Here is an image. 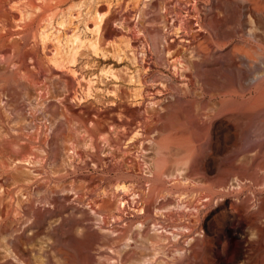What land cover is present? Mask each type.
Returning a JSON list of instances; mask_svg holds the SVG:
<instances>
[{"label": "rangeland", "instance_id": "obj_1", "mask_svg": "<svg viewBox=\"0 0 264 264\" xmlns=\"http://www.w3.org/2000/svg\"><path fill=\"white\" fill-rule=\"evenodd\" d=\"M5 6L0 18L4 33L22 34L10 42L7 56L0 55V70L8 59L12 65L6 74L21 65L41 77L40 86L18 87L19 96L10 100L5 95L0 102V221L8 228L0 236L6 242L16 240L6 249L30 264H79L90 246L78 242L97 231L108 240L107 246L92 251L97 263L120 264L115 252H129L138 243L109 241L128 222H136L130 232L144 230L141 217L151 213L154 221L147 227L171 236L187 230L169 228L165 214L193 212L202 235H215L218 245L225 243L223 261L228 260L238 247L235 223L230 215L223 223L221 215L231 213L232 204L247 203L246 214L253 216L264 209V170L258 167L264 165V121L227 111L250 102L256 84L264 86V0H5ZM183 21L189 30L182 28ZM6 46L1 42L0 50ZM197 47L207 59L200 73L194 68L184 73H191L189 83L178 62L199 61ZM170 85L183 91L176 94ZM177 96L185 108L172 114L169 106ZM192 117L212 122L209 142L201 140L200 130L183 127ZM161 138L173 145L176 158L183 157L181 149L199 144L201 157L211 158L190 169L186 188L166 197L172 204L148 209V166ZM245 164L262 180L259 186L232 177L224 189L218 188V176L227 175L232 165ZM204 190L223 195L210 203L209 198L195 201ZM27 192L38 193L34 209L45 214L17 223ZM122 193L126 200H120ZM93 200L99 202L92 208ZM103 214L112 218L104 223ZM260 217L264 227V212ZM187 222L185 217L180 223ZM240 226L243 246L251 248L255 230ZM177 243L179 235L172 244L164 241L163 252L172 257L169 252ZM125 244L130 246L123 248ZM106 255L114 258L106 260ZM248 255L236 264L255 258ZM260 256L264 259V239Z\"/></svg>", "mask_w": 264, "mask_h": 264}, {"label": "bare ground", "instance_id": "obj_2", "mask_svg": "<svg viewBox=\"0 0 264 264\" xmlns=\"http://www.w3.org/2000/svg\"><path fill=\"white\" fill-rule=\"evenodd\" d=\"M30 1L33 2L34 0H30ZM5 7H6L5 0H0V18H1V15L4 14L3 11ZM189 25L190 24L186 21H183L181 23L182 28H184L185 30H189ZM29 27L26 26V28H28L26 29L27 33L30 32ZM21 29L22 31H25V28L23 30V26ZM4 31H5V25L0 20V43L7 42V46L5 48L3 47L4 49L2 51L0 50V55L3 57L8 55L9 50L11 49V46H12L10 45L11 44L10 42H13L14 40L13 38L14 37L17 38V36L22 34L21 32L11 33L12 31L11 32L6 31L7 33L6 32L4 33ZM132 34L134 35L135 31H133ZM27 37L28 36L23 37V38H27ZM192 40L196 41L197 36H193ZM194 56L197 57V59L199 58L200 60L191 61V62L186 60L184 64L181 62H178L179 67H181L178 69V71L183 72L182 76H184L185 78H188L189 83L192 82L191 73H188V74H184V73L187 70L191 71L192 68H194L195 70H197V72L200 73L199 68L201 67V62H204L207 59L205 58L207 56V53L204 52V49L197 47L194 52ZM11 61L7 59V61H5L6 63L4 64L5 68L3 67L4 69L2 68V70H0V86L6 85V88H3L2 90H0V102L3 101V97L5 95L8 96L10 100H14L16 96H19V92H17L18 87H21V86H23L24 88L32 87V86L39 85L40 83L41 77L39 75L34 76V75L27 73L28 71L26 72V68L24 67L25 68L24 69L21 65L17 67L15 70L13 71L11 70L12 72L10 74H6L5 70H7L9 65H12ZM37 62H35L34 64L38 65ZM24 70L26 73H24L23 75L22 72H24ZM261 85L262 83L256 84L257 87H256L255 97L250 102L240 103L238 104V107L236 108L234 107L233 109L228 108L227 111L228 112L235 111L237 114L240 113L243 116H246L249 118L258 117L260 120L262 119L264 121V86L263 85L261 86ZM170 90L176 92V94H180L183 91L180 88L175 87V85H170ZM182 103H183V100L179 96L175 97L174 102L171 103L169 106V110L171 111V113L180 114V112H182L183 109L185 108V107H182L183 105ZM186 103L189 104V101H186ZM129 113L134 117V119H138V120L140 119L139 118L140 115L138 116V112L130 111ZM236 113H233V114H236ZM203 116L204 115H201V117ZM215 116H209V117L214 118ZM192 118L193 119L189 122L185 120L183 127H185L186 129V126H189V129L190 127H194L195 129L200 130L199 132H201L202 134L201 140H204V138H207L209 142V139L212 136V126H213L212 122L207 123L205 121H202L201 119L200 120L197 119L196 117L195 118L192 117ZM186 130H188V128ZM163 140L162 138L161 140L160 139L156 140V143H155L156 144V153H155L156 155H154L155 157H154V160L152 161V164L148 166V170L152 176L150 179V182H151L150 183L151 184L150 185L151 186L150 187V198H149V201L147 202L148 209L156 208L157 210H161L165 207L167 208L170 204H172L173 200L166 199V197L171 196L174 192L176 193V191L178 190H182L186 188L187 185L185 186V184L189 180L188 172L190 171V169L195 168L197 162L201 160L205 161L206 158L208 157L211 158L210 155L204 156L203 158L201 157L202 156L201 148L203 146L202 144L201 145L199 144V147L195 149L192 148V146L186 147L183 150L181 149L180 153L184 154L183 157L176 158L178 155L171 153L172 151H174L173 150L174 148L172 147L173 145L171 146L170 144H168V141H166L167 143H165ZM171 142L173 143L174 140L173 141L171 140ZM198 143H200V140L198 141ZM175 145H176V142H175ZM176 146H179V144ZM250 167L251 166H247L246 164L242 165L241 167H235L234 165H232V170H230L227 173V175L222 174L221 177L218 176V182H220V184L218 185V188L224 189L228 185V182L230 181L232 177L240 181L249 180L252 182L253 187L259 186L262 183V180L250 173L251 172ZM258 167L264 170V165L262 166L259 165ZM122 190L125 191L124 189ZM27 193H26L27 194L26 199L22 201V205L20 206V209H21L20 214L22 215V217H17L16 219L17 223H23L24 222L23 218L25 217L33 216L36 219H40L45 214L39 210L34 209V203L37 201L36 196L38 195V193H32V192L31 193L27 192ZM121 195L122 197L120 200H126L125 197L123 196V193ZM218 195H223V194L219 192L212 193L210 191L204 190V193L202 195H199L195 201H200L203 198H209V203H210ZM160 198L166 199L165 202H162L158 204L157 206L154 205L157 199H160ZM98 202H99L98 200H93L90 203L91 207L93 208L95 205H98ZM188 202L189 201H186L185 203L188 204ZM232 206L233 207L231 209V213H228V214L224 213L221 215V221L225 223L228 220L227 216L228 215L231 216L232 220L235 223V228L233 229V236L237 238L238 247L235 252L230 253L229 258L226 261H223V255L225 254V251H226L225 243L218 245L217 243L218 238L215 235H207L206 233H203L202 235V229L197 227L196 224L198 222L194 221V219H198V214H195L193 212H188L187 214L168 212L167 214H165V218L169 222V225H168L169 228L170 227L171 228L172 227H183L185 230H187V233L172 232L171 236H166L163 234H160V235L155 234L157 233L156 232L158 230L157 228L154 227V228L149 229L147 227L148 222L154 221L153 218L151 217V213H144V216L141 217V224L146 226L144 230H141V228L140 229L136 228L135 232L131 231L133 232V235H131L130 230L135 225L136 222H133V221L128 222L127 227H123L121 230H119L120 231L119 235L115 239L109 241V243L112 242L113 244L117 245L122 242L124 243V241L126 240L127 241L132 240V242H134V245L138 243V245L133 246L134 248L130 250L129 252H126V251L124 252V249L115 252V254H117L115 259L120 264H140V263L142 264L143 263H146V264L147 263L149 264L150 263L151 264H236L238 263V261L244 259L249 254V252H251L252 255L255 256V258L250 259L246 264H264V259L260 256L261 243L264 239V227H262L260 224V221H261L260 215L261 213L264 212V209H262L261 207V209H259L256 212L257 214L253 216V214L252 215L246 214L248 213L247 203H242L241 205L232 204ZM185 207L186 206H184V208ZM96 213L99 214L98 212ZM84 214L85 216L87 215V213H84ZM103 216H104L103 218L104 223L107 221L106 218H112L108 214H105V215L103 214ZM185 217L188 219L187 224H181L180 222ZM241 223H245L246 228L248 230L250 229L255 230L256 240L252 243L251 248L246 249L243 246L245 232L243 228L240 226ZM6 227L7 226L4 224V222L0 221V235H3V233L7 232L8 228ZM150 233H152V235ZM194 234H197V235L201 234L202 237H193L191 241H188V239ZM178 235L181 237V243H177L172 246L174 248V249L172 248L174 251L169 252L170 254H173V256L171 255L172 257H170L168 256L167 252L166 254L164 253L165 251L163 252V249L165 248V246L161 243H164V241H166L168 242V244H172V241L176 240V236ZM223 236H225V233H223ZM15 242L16 240L13 242H6L0 236V260L9 259L7 262L1 263V264H30V262L22 260L20 256L14 254L10 250V248L6 249V246L8 244L13 245ZM78 244H80V246H84V244L90 246V250L87 252H83V254L81 255L79 264H106V262L97 263L99 259H96V256L92 253V251L95 250L96 246L97 247L107 246L108 240L105 238L104 235L98 233L97 231L88 232L84 243L79 241ZM181 244H187V247L184 249V246L182 247ZM129 246L130 244H125L123 248L129 247ZM148 249H151L150 254H146L145 252ZM218 249H220L221 251L218 252ZM182 250L184 252L179 254L178 252ZM160 255L162 256L164 255L165 257H170V258H168V260L157 258ZM105 258L106 260H109V259H113L114 257L106 255L104 259Z\"/></svg>", "mask_w": 264, "mask_h": 264}]
</instances>
